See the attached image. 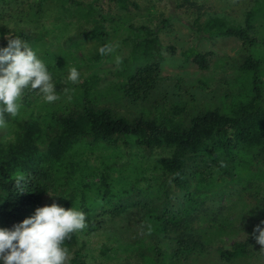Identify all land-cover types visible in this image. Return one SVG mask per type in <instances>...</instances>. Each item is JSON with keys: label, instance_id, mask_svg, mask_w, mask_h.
Listing matches in <instances>:
<instances>
[{"label": "trees", "instance_id": "16d2710c", "mask_svg": "<svg viewBox=\"0 0 264 264\" xmlns=\"http://www.w3.org/2000/svg\"><path fill=\"white\" fill-rule=\"evenodd\" d=\"M44 1H38L37 11ZM60 1L74 4L85 15H100L91 4ZM253 1L241 24L210 17L201 28L211 38L239 39L246 50L240 69L247 74L248 90L238 93L225 110L203 107L187 112L174 105L159 116L129 118L96 107L91 95L94 84L86 82L80 106L53 112L44 124L38 119L15 120L12 139L0 132V227L11 229L43 207L45 197L51 195L65 198V209L85 213V234L100 228L105 216L129 213L152 233L169 237L174 244L172 256L186 259L204 246L193 223L210 213V218H216L231 198L246 202L251 197L264 212V72L261 57L252 50L264 46L256 37L257 24L264 26V0ZM105 20L99 16L90 30L99 48L109 45ZM134 30L138 33L125 59L126 78L115 85L118 98L133 103L147 99L157 88L162 70V61L152 59L162 48L157 32L146 26ZM14 34L28 44L43 38L24 31ZM6 46L7 41L1 40L0 47ZM182 55L205 70L212 53L190 49ZM103 56L97 51L95 59ZM34 94L35 90L26 89L21 103L29 106ZM119 149L142 153L145 167L151 169L145 187L122 176L112 177L122 153ZM114 182H122L118 192L112 189ZM64 246L70 264H87L78 232ZM150 252L156 260L165 256L157 245ZM219 252L230 261L245 254V243L219 248Z\"/></svg>", "mask_w": 264, "mask_h": 264}, {"label": "rangeland", "instance_id": "374dc122", "mask_svg": "<svg viewBox=\"0 0 264 264\" xmlns=\"http://www.w3.org/2000/svg\"><path fill=\"white\" fill-rule=\"evenodd\" d=\"M38 1L0 0V42L8 43L17 31L42 35L41 40L28 45L47 65L59 99L46 102L36 91L29 106L21 103L17 116L7 115L6 126L0 128L5 139L13 138L15 120L38 119L44 124L53 112L80 106L86 82L94 84L91 95L96 107H107L129 118L138 114L159 116L169 113L174 105L187 112L203 107L225 110L238 93L248 90L247 74L240 69L246 55L241 41L233 37L211 38L201 28L210 17L221 18L229 25L241 24L253 0H79L91 4L100 15H85L74 4L60 0L44 1L43 8L37 11ZM99 16L106 19L103 26L114 51L96 60L99 43L90 30ZM140 26L157 32L162 48L152 59L162 61V70L157 88L147 99L133 103L119 99L115 85L126 78L125 59L138 33L134 28ZM256 37L264 42L263 25L257 24ZM190 49L212 53L207 69L199 68L182 55ZM252 50L261 57L264 72V46ZM73 67L80 72V80L75 84L67 79ZM261 77L264 80V74ZM118 151L119 155L122 153L112 177L122 176L128 183L145 187L151 169L145 167L142 153L135 149ZM121 183L114 182L112 189L118 192ZM245 199L246 202L233 197L226 203L228 208L216 218H210V213L193 223L204 246L186 259L172 256L171 239L152 233L129 213L115 218L105 216L104 223L91 234L78 232L79 246L85 245L87 264H264V245L255 238L256 227H264V212L254 199ZM62 201L65 198L57 200L47 195L43 206H62ZM241 210L244 214L238 217ZM237 242L245 243V254L225 261L219 248H230ZM155 245L165 255L159 260L150 252Z\"/></svg>", "mask_w": 264, "mask_h": 264}, {"label": "clouds", "instance_id": "9594fccd", "mask_svg": "<svg viewBox=\"0 0 264 264\" xmlns=\"http://www.w3.org/2000/svg\"><path fill=\"white\" fill-rule=\"evenodd\" d=\"M113 51L107 44L98 49L100 55ZM67 79L78 83L80 72L71 68ZM55 85L47 65L28 43L17 36L9 39L0 47V128L6 126L5 114H19L26 89L40 92L51 103L59 99ZM86 227L85 213L76 208L56 203L38 207L11 229L0 227V264H70L64 242ZM255 231L257 242L264 245V227L258 225Z\"/></svg>", "mask_w": 264, "mask_h": 264}]
</instances>
